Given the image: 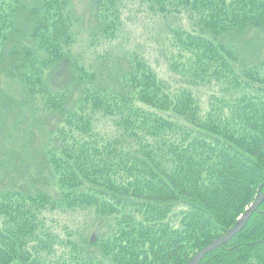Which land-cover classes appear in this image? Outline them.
Segmentation results:
<instances>
[{
  "label": "trees",
  "instance_id": "obj_1",
  "mask_svg": "<svg viewBox=\"0 0 264 264\" xmlns=\"http://www.w3.org/2000/svg\"><path fill=\"white\" fill-rule=\"evenodd\" d=\"M144 1L154 14H187L195 27L173 31L179 49L167 67L187 86L177 92L136 54L119 89L99 86L72 58L71 0H0V83L17 82L42 112L60 117L52 132L67 158L57 198L0 191V264H50L62 240L45 213L66 209L89 211L108 230L83 236L82 245L68 239L72 257L57 264H186L255 200L264 182V54L248 47L264 42V0ZM92 3L93 33L115 38L120 0ZM250 30L246 40H227ZM211 84L221 96L203 114L191 87ZM99 119L113 122V137L94 132ZM68 134L93 143L74 156ZM199 264H264V201Z\"/></svg>",
  "mask_w": 264,
  "mask_h": 264
},
{
  "label": "rangeland",
  "instance_id": "obj_2",
  "mask_svg": "<svg viewBox=\"0 0 264 264\" xmlns=\"http://www.w3.org/2000/svg\"><path fill=\"white\" fill-rule=\"evenodd\" d=\"M92 4V0H71L72 13L76 20L73 28L76 43L72 48V58L95 73L99 86L119 89L120 81L118 85L117 81L125 73L127 60L133 54L144 57L173 92H177L184 85L178 76L170 73L167 60L171 59L172 54H177L179 49L172 43L173 31L182 28L193 33L195 27L191 25L187 14L172 13L161 16L150 11L144 0H120L119 31L115 38L103 37L100 33H93ZM253 31H245L246 36L240 35L227 40L236 42L240 37L246 40ZM263 45L264 42L260 43L253 38L248 50H256V56L262 58L264 50L260 55L259 51ZM183 54L187 58L191 57L184 50ZM243 56L251 63L250 59H246L249 56L247 52ZM48 71L45 74L46 79L50 74ZM69 74L71 78H78L73 72ZM54 79L60 80L56 77ZM191 88L203 114L209 111L211 103L217 104L216 98L221 96L220 88L213 84L210 87ZM74 93L77 94V91ZM40 103L39 98L27 97L17 82L6 78L0 83V163H3L0 168V191L3 193L41 191L56 195L57 198L55 179L61 175L59 170L63 167L62 163L67 162V158H62L60 146L55 141L58 133L52 132L60 122V117L47 111L42 112ZM93 126L96 127L94 132L104 139L113 137L117 130L110 119H99ZM92 141L93 138L80 134H68L65 140L74 156L80 155L83 145L90 146ZM45 215L46 226L62 240L61 245L57 246L56 254L49 260L50 264H57L60 262L59 258L70 261L73 252L66 244L68 239L75 246L82 245L83 236H91L93 233L96 236L108 230L106 220L99 221L86 210H55ZM109 224L111 223L108 222Z\"/></svg>",
  "mask_w": 264,
  "mask_h": 264
},
{
  "label": "water",
  "instance_id": "obj_3",
  "mask_svg": "<svg viewBox=\"0 0 264 264\" xmlns=\"http://www.w3.org/2000/svg\"><path fill=\"white\" fill-rule=\"evenodd\" d=\"M264 200V191L258 190V195L255 201L246 209V211L239 217L237 222L220 237L214 239L202 249H200L186 264H199L200 260L208 252L222 246L231 240L241 229L246 225L252 213L257 210L259 204Z\"/></svg>",
  "mask_w": 264,
  "mask_h": 264
}]
</instances>
